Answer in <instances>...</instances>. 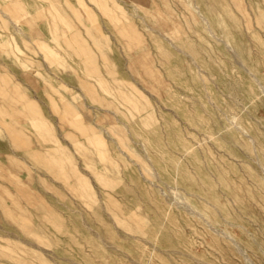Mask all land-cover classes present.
<instances>
[{
    "label": "rangeland",
    "instance_id": "374dc122",
    "mask_svg": "<svg viewBox=\"0 0 264 264\" xmlns=\"http://www.w3.org/2000/svg\"><path fill=\"white\" fill-rule=\"evenodd\" d=\"M0 264H264V0H0Z\"/></svg>",
    "mask_w": 264,
    "mask_h": 264
}]
</instances>
